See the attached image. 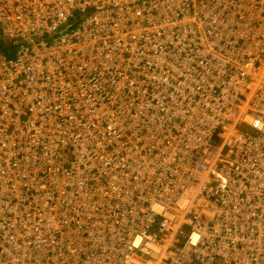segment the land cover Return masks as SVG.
<instances>
[{
	"label": "built area",
	"instance_id": "built-area-1",
	"mask_svg": "<svg viewBox=\"0 0 264 264\" xmlns=\"http://www.w3.org/2000/svg\"><path fill=\"white\" fill-rule=\"evenodd\" d=\"M154 11H163L165 20L174 15L176 27L188 21V32L207 31L211 42L180 38V32L165 38L159 27L140 53L131 42L148 43ZM67 22L65 34L54 37ZM0 36L12 45L9 54L0 49V177L12 179L0 181V218L18 224L29 242L39 241L31 251L34 264H141L134 258L173 245L157 229L173 236V227L184 225L200 242L205 231L217 242L227 223L237 220L240 230L250 215L255 219L247 228L258 234L254 226L264 216L255 206L264 199V0H0ZM228 125L240 138L233 134L226 143ZM227 173L226 193L238 202L225 195ZM139 181L136 194L127 195ZM64 193L80 204V211L72 208L75 219L61 216L35 229L28 218L35 225L58 212ZM167 214L175 225L166 226ZM65 223L76 227L69 248L54 241ZM13 235L0 236L3 251L17 245ZM87 237L99 253L93 259L85 256ZM235 242L213 264H222ZM252 242L242 239L241 252L255 256L249 264L264 263V240L253 253ZM174 251L162 264L174 263ZM6 259L0 251V264Z\"/></svg>",
	"mask_w": 264,
	"mask_h": 264
},
{
	"label": "bare ground",
	"instance_id": "bare-ground-1",
	"mask_svg": "<svg viewBox=\"0 0 264 264\" xmlns=\"http://www.w3.org/2000/svg\"><path fill=\"white\" fill-rule=\"evenodd\" d=\"M95 1H99V0H95ZM131 2V1H130ZM153 26L149 27L148 30L146 31V38L148 43L144 44V40L135 42L132 41L131 42V46L132 47H138V49L141 51L140 53L143 52V50L147 47V49L150 48L151 44L154 42L157 33L155 32L157 28L161 27L163 30V36L165 38L174 35L175 33V20H174V15H172L171 17H169L167 20L161 22L159 21V19H154L153 20ZM186 36L189 38L192 37H196L199 39H205L206 41H210L211 35L208 34L207 31L203 32L202 30H200L199 28H196L195 30H193L192 32H187ZM112 39H116V37H118V32H114L112 34ZM18 44H20V41L16 43V45L18 46ZM95 49H99L98 46L95 45ZM158 53H154V57H157ZM123 59L124 55H121L119 57L116 58H111V61H116L115 59ZM144 56L143 54H140L139 59L143 60ZM97 58H95V61L92 63L96 64ZM115 63V62H113ZM117 63V62H116ZM120 63V62H118ZM134 65H137V63H135ZM131 66V65H130ZM254 72V71H253ZM190 79L185 80V84H189L190 83ZM240 106V105H239ZM240 115L244 116L245 113L243 112V110H240ZM44 117V115H40L39 118ZM246 120L249 122L251 121V117H247ZM232 126L228 125V126H224V134H223V139L226 143L229 142L231 136L233 134H235L238 139L240 138V135L238 133H232L231 132ZM224 143L222 142L221 145H223ZM233 150V148H229V151ZM5 160H7L8 162L11 161L9 158L4 157ZM215 164V167L218 168V165H216V161L213 162ZM8 167H10V165H8ZM203 175H205V173L202 174H198L197 176L203 177ZM188 176V175H186ZM230 176L229 173L226 174V176L224 177L222 184L224 187V191H225V195L228 196V198L231 200H234L235 202H238V200L234 197H229V195H227L226 191L228 188V183H227V178ZM11 177L9 175H7L6 173L3 175V177H0V181H4L5 183L11 181ZM188 180H190L191 185H194L196 179H192L191 177L188 178ZM2 185H0L1 187ZM141 185H140V181L138 182V185H136L135 187L132 188V190L129 192V194L127 193V195L131 196V195H135L136 192L140 189ZM200 187V185H199ZM198 187V188H199ZM223 201V200H222ZM256 205H260L264 208V199H256L255 201V206ZM158 213H164V211L160 208H156ZM44 212L42 210L39 211V213ZM189 212V211H187ZM224 212V210L222 211ZM14 213L16 215H19L21 213V211L15 209ZM58 212L57 211H52L49 215H45L41 217L40 222L37 223V220L35 221V225L32 223V219L28 218V220L31 222H29L35 229L37 230H43L45 228V223L47 222V220L52 219L54 222L58 223L60 222L61 218L58 216ZM174 219V215L173 214H167L166 216V226H173L175 225V223L171 224V221ZM255 219V216L250 215L249 217H247L245 220L242 221L241 223V228L240 230H238V223L237 220L231 221L229 223H227V225L225 226L223 233L221 235V238L219 239V241L216 242L215 237L212 234H210L209 232L205 231L204 234L201 235V238L203 239V243L200 242V238H198V236L196 234H192L191 235V239L187 238L185 236H180L178 233V229H176V227H173V236L170 237V239H176V241L178 242H173L172 246H165V247H160L157 248V250L151 254V255H146L143 257H137L134 258L138 263L141 264H150L149 258L152 257V259L154 260V263L151 264H162L167 256L170 254L171 251H174L177 247H179V249L177 251H174L173 257H174V261H176L177 263L175 264H196L195 262L198 260L199 262L197 264H213L214 260L216 261L217 259V255L219 254L220 250L226 246L231 240H235L236 244L234 245V249H232V251H225L223 253V258H222V264L226 263V264H249V262L253 259L255 256H253L252 259V254L250 256L247 257V253L249 251V249H245L241 252L239 244L241 242L242 239L248 240L249 242H255V243H251V249L250 251L253 253L255 251V244L258 242L260 243L261 241L264 240V238H260L259 233H263L264 234V216L263 217H259V223L254 226L256 228H258V234L255 232V230L251 229V228H247V224H252L253 221ZM4 220V217L0 218V236L1 235H6L9 233H14V238L17 240V245L14 246L13 248H10L6 251L3 246H0V251L3 254V256L6 259L4 264H34L35 261V256L33 257V255L31 254V251L34 249L33 246H36L38 244L39 241H36L35 243H31L29 242V238L23 234V232L21 231V229H19V225H15V226H11V224H2V221ZM52 221V222H53ZM246 222V223H245ZM4 225V226H3ZM162 225H165L162 223ZM220 226V223L214 222L211 224V227L215 230H217ZM171 228V227H168ZM240 233V235H239ZM171 234V233H170ZM239 238V240H238ZM56 242H58L56 240ZM247 257V258H246ZM246 258V259H245ZM245 260V261H244ZM262 260V259H261ZM262 262V261H261ZM255 264V263H253ZM259 264H264V263H260Z\"/></svg>",
	"mask_w": 264,
	"mask_h": 264
},
{
	"label": "rangeland",
	"instance_id": "rangeland-1",
	"mask_svg": "<svg viewBox=\"0 0 264 264\" xmlns=\"http://www.w3.org/2000/svg\"><path fill=\"white\" fill-rule=\"evenodd\" d=\"M154 14L158 17L159 21H161V22H163L166 19L165 13L163 11H154ZM183 24L184 25H182L181 27H175V33L176 32H180L179 33L180 38H184L186 36V33L188 32V29H189V26H190V23L188 21H185ZM67 27H68V23H65V24H63L62 26L59 27V30L62 31V29L67 28ZM62 34H65V32L55 33L54 37L60 36ZM132 104H133V106H138L140 104V102L139 101H135ZM118 114H120V113H118ZM67 169L69 170V167ZM96 184L97 183H93L90 186V191L91 192H93V188L95 187ZM117 184L118 185H123V183L121 181H118ZM18 188L21 190L22 186H18ZM121 191H126V190L123 189V187H122ZM61 201H62L61 204H59V203L56 204V208L58 209V213L60 214L58 216L61 219L64 216L73 218L74 217V211L72 210V208H75L77 211H80V209H81L80 204L76 205L74 202H71L70 196L68 194L64 193L62 195V197H61ZM73 219H75V218H73ZM51 225H52V220L49 219V220H47V222L45 223L44 226L46 228V227H49ZM157 230H158V234H160V236L163 237L164 234L162 232H164L166 236L171 237L170 232H168L167 230H165V229H163V231H161V229H157ZM56 233L57 234L55 235V238L58 241V243H60L63 247L69 248V247H73L74 246L75 234H76V227L74 225L69 224V223H65L61 227H57L56 228ZM56 240H54V241H56ZM174 242H178V241H176V239H174ZM91 243L93 244V242L89 239V243H87V246H84L85 248H87L86 251H85V256L93 259V258H95V252L96 253H98V252H97L96 245H95V248H94ZM100 255H102L103 258H106L105 254H100ZM119 262H120V259H119ZM63 264H69V263L64 261ZM116 264H118V262Z\"/></svg>",
	"mask_w": 264,
	"mask_h": 264
},
{
	"label": "trees",
	"instance_id": "trees-1",
	"mask_svg": "<svg viewBox=\"0 0 264 264\" xmlns=\"http://www.w3.org/2000/svg\"><path fill=\"white\" fill-rule=\"evenodd\" d=\"M69 24V22H67ZM58 32H65V31H60L57 30L56 33ZM11 40L5 36H0V49L6 53L9 54L10 50H11Z\"/></svg>",
	"mask_w": 264,
	"mask_h": 264
},
{
	"label": "clouds",
	"instance_id": "clouds-1",
	"mask_svg": "<svg viewBox=\"0 0 264 264\" xmlns=\"http://www.w3.org/2000/svg\"><path fill=\"white\" fill-rule=\"evenodd\" d=\"M178 230L187 233V235H184V234H180V233L178 232L180 236H185V237L190 238V239H191V235H192V234H196V230H195V229H189L187 226H184V225L180 226V227L178 228ZM175 263H177V262L174 261L173 264H175Z\"/></svg>",
	"mask_w": 264,
	"mask_h": 264
},
{
	"label": "water",
	"instance_id": "water-1",
	"mask_svg": "<svg viewBox=\"0 0 264 264\" xmlns=\"http://www.w3.org/2000/svg\"><path fill=\"white\" fill-rule=\"evenodd\" d=\"M178 232H179L180 234L187 235V233H185V232H182V231H180V230H178Z\"/></svg>",
	"mask_w": 264,
	"mask_h": 264
}]
</instances>
